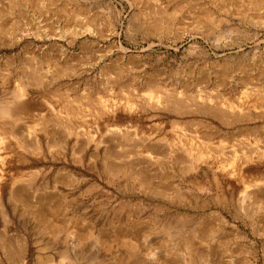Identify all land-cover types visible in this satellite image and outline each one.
<instances>
[{
  "label": "rangeland",
  "instance_id": "obj_1",
  "mask_svg": "<svg viewBox=\"0 0 264 264\" xmlns=\"http://www.w3.org/2000/svg\"><path fill=\"white\" fill-rule=\"evenodd\" d=\"M20 86V117L0 116V264H61L73 227L108 244L64 264H264V0H0V105Z\"/></svg>",
  "mask_w": 264,
  "mask_h": 264
},
{
  "label": "bare ground",
  "instance_id": "obj_2",
  "mask_svg": "<svg viewBox=\"0 0 264 264\" xmlns=\"http://www.w3.org/2000/svg\"><path fill=\"white\" fill-rule=\"evenodd\" d=\"M39 1V0H38ZM252 1H254V0H252ZM207 17H208V15H207ZM161 24V23H160ZM174 93V92H173ZM173 93H170L169 95H171V94H173ZM175 94V93H174ZM25 95V89L22 87V86H20L13 94H12V97H13V100H10V99H7V100H4V101H2L1 102V105H0V116L1 117H4V116H13L14 114H13V110L11 109V108H13V106H14V103H16L15 101L16 100H18L19 98H21V97H23ZM171 97H173V95L171 96ZM155 98V100H157V101H159L160 100V98L159 97H157L156 95L153 97V99ZM162 99V98H161ZM176 100V99H175ZM175 100H173L172 101V106H173V102H175ZM170 101V100H169ZM182 102V101H181ZM194 102V101H193ZM166 103V102H165ZM168 103H170V102H168ZM177 102H175V104H176ZM174 104V105H175ZM178 104V103H177ZM175 105V106H179L180 104H182V103H180L179 105ZM194 104H197L196 102H194ZM199 104V103H198ZM200 105V104H199ZM205 106H206V104H205ZM204 106V107H205ZM207 106H209V107H212V108H214V109H216V108H219V107H216V105H215V107H213V106H211L210 104L209 105H207ZM206 106V107H207ZM199 107H201V105L199 106ZM209 107H207V108H201V110L203 109L204 111H211V112H217L218 113V111H217V109L216 110H214V109H212V108H209ZM223 106H221L220 108H222ZM176 108V107H175ZM223 109V108H222ZM222 109H219V110H221L222 112H223V110ZM218 115V114H217ZM17 116H19V115H16V113H15V115H14V117L13 118H17ZM20 117V116H19ZM3 126V125H2ZM5 130V129H4ZM6 131V130H5ZM60 131H61V129H60ZM54 133V132H53ZM49 136H52V134L50 135L49 134ZM53 137H51V139H52ZM94 138L92 137V140H93ZM60 142H63V144H66L67 143V141L69 140V135H66V134H63V135H61L60 136ZM107 140V139H106ZM106 140H104V141H106ZM2 141V135H1V133H0V142ZM87 143H89L86 139L85 140H79V142H78V145H79V147H81V148H83V149H81L83 152L82 153H84L86 150L88 151V155H89V160H95V159H97V158H99V157H103V163H105V165H107V163L109 162V161H111V160H113L114 159V157H117V156H115L117 153L115 152V151H113L112 149H111V147H107V148H105L104 150H103V155H101L100 156V149L98 148L99 146V142L98 143H95V145L93 146V148H92V146H90L89 144H87ZM78 147V148H79ZM88 147H91V150H90V148H88ZM81 152V151H80ZM79 152V153H80ZM114 152L116 153L115 155H114ZM251 154V153H250ZM122 155V154H121ZM119 156V155H118ZM82 158V157H81ZM244 158V157H243ZM245 159V158H244ZM87 160V159H86ZM242 172V171H241ZM0 181H1V177H0ZM67 181V180H66ZM231 183V182H230ZM232 184V183H231ZM48 190V189H47ZM255 191H253V192H251V190H250V192H251V194H252V196L254 197V199H258V198H260L261 196H264V189L263 188H261V187H259L257 190L256 189H254ZM247 191V190H246ZM23 194V198L25 197L26 199H27V196L26 195H28V194H26V192H23L22 193ZM249 193H245V195H248ZM53 196V195H52ZM52 196L51 197H48V198H40L39 200H38V202H37V204H36V207H37V211H39V213H43L44 211H46V210H49L50 209V206H53L54 205V198H52ZM246 198V196L244 197V199ZM260 210V209H259ZM36 211V212H37ZM51 211V210H50ZM50 214V213H49ZM49 214H47V216H46V219H47V221L48 222H50L51 224L50 225H52V227L55 229V230H59V229H61L62 230V228H64V225H63V227H62V225L61 224H63V223H59L58 222V220L56 221V218H55V216H53V212H52V215H51V217L49 216ZM188 214V213H187ZM187 214H177V218H179V219H176L178 222L177 223H181V222H183V224H185L186 226H189V225H192V221H193V217H191V216H189V215H187ZM45 215V214H44ZM40 217V216H39ZM43 219V218H42ZM128 220V219H127ZM196 222V221H195ZM194 222V223H195ZM199 222V221H198ZM221 222L222 223H224V220H222L221 219ZM43 223V222H42ZM168 223V226H170L171 224H172V222H167ZM131 224V223H130ZM173 226L174 225H176V224H172ZM196 225V224H195ZM222 225V224H221ZM72 227V226H71ZM210 227V222L209 221H207V220H204V222H203V224H201V223H198L197 224V226H194L193 227V229H195V236L196 237H199V239L201 238L202 240H209V249H208V251H210L209 252V255L210 254H212L211 252L212 251H214L213 249H212V245H210V238H207V237H204L205 236V230L206 229H208ZM61 230H60V232H61ZM97 231V230H96ZM98 231H100V230H98ZM66 232H67V237H66V239H65V248L64 249H62V251L63 252H65L66 254H64L63 256H64V258H62L61 260H60V262H61V264H64L63 263V261H64V259L66 258H68V255H67V252L68 251H72V254L73 255H75L76 254V252H77V249L79 248V247H81L82 246V244L85 242V239H93V241H94V244L96 245V244H108L107 242H106V238H104V236H105V234L106 233H102V232H91V231H88V230H82L81 228L79 229V228H77V227H73V228H71L69 231H68V229H66ZM56 234V233H55ZM209 235V234H208ZM68 237L71 239V241H69V239H68ZM111 237V236H110ZM187 237V236H186ZM186 239V238H185ZM184 239V240H185ZM186 241L188 242V246L190 247L191 245H194L195 246V242H199V241H194V239L192 240V239H190V238H188V239H186ZM191 241V242H190ZM93 244V245H94ZM113 245V244H112ZM102 246V245H101ZM104 246V245H103ZM137 247V246H136ZM145 247V246H144ZM144 247H143V249H144ZM104 248V247H103ZM191 249L193 248L192 246L190 247ZM106 250V249H105ZM184 250V249H183ZM187 252V251H186ZM185 252V253H186ZM190 251L188 250V253H189ZM192 252V251H191ZM217 252V251H216ZM146 253H148V254H155V251L153 250L152 251V249H148L147 250V252ZM187 253V254H188ZM215 253V252H214ZM218 254H219V252H217ZM216 253V254H217ZM20 254V253H19ZM22 254V253H21ZM20 254V255H21ZM80 254V253H79ZM138 254V253H137ZM108 255V254H107ZM136 253H133V254H130V255H125V257H116L115 259H112L113 260V262H111L110 261V258H106L105 256L103 257V256H101V259L99 260V264H140V262H141V260L140 259H137L136 258ZM183 255V254H182ZM198 255V254H197ZM62 256V255H61ZM76 257V256H75ZM187 257V256H186ZM197 257V256H196ZM194 255H192V254H190L189 256H188V260H189V262H188V264H190L191 262H193L194 260H195V258H196ZM199 258V257H198ZM76 259H77V257H76ZM187 259V258H186ZM185 259V257H184V260H186ZM69 260H70V255H69ZM115 260V261H114ZM198 261V260H197ZM172 262V261H171ZM196 262V261H195ZM76 263V262H75ZM80 263V262H79ZM198 263V262H197ZM77 264V263H76ZM195 264V263H194ZM204 264H208V262L207 263H204ZM214 264H221L220 262H216V263H214Z\"/></svg>",
  "mask_w": 264,
  "mask_h": 264
}]
</instances>
